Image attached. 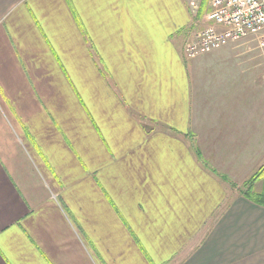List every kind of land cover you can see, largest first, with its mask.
<instances>
[{"label":"crops","instance_id":"obj_1","mask_svg":"<svg viewBox=\"0 0 264 264\" xmlns=\"http://www.w3.org/2000/svg\"><path fill=\"white\" fill-rule=\"evenodd\" d=\"M193 29L188 0H0V264H264V49L187 58Z\"/></svg>","mask_w":264,"mask_h":264},{"label":"built area","instance_id":"obj_2","mask_svg":"<svg viewBox=\"0 0 264 264\" xmlns=\"http://www.w3.org/2000/svg\"><path fill=\"white\" fill-rule=\"evenodd\" d=\"M191 9L192 3L188 0ZM209 25L194 33L183 53L187 58L211 52L229 41L257 35L264 49V0H211Z\"/></svg>","mask_w":264,"mask_h":264},{"label":"rangeland","instance_id":"obj_3","mask_svg":"<svg viewBox=\"0 0 264 264\" xmlns=\"http://www.w3.org/2000/svg\"><path fill=\"white\" fill-rule=\"evenodd\" d=\"M189 2L192 3L191 12L193 18V26L195 28L192 32L195 33L210 24L208 20V13L211 9V0H189ZM256 41L258 44V40Z\"/></svg>","mask_w":264,"mask_h":264},{"label":"trees","instance_id":"obj_4","mask_svg":"<svg viewBox=\"0 0 264 264\" xmlns=\"http://www.w3.org/2000/svg\"><path fill=\"white\" fill-rule=\"evenodd\" d=\"M256 176H258V173H256V174L253 176V178H255Z\"/></svg>","mask_w":264,"mask_h":264}]
</instances>
